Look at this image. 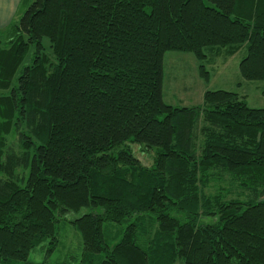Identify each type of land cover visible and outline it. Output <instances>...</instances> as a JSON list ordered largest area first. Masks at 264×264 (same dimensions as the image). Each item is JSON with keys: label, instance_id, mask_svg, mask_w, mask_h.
Here are the masks:
<instances>
[{"label": "trees", "instance_id": "1", "mask_svg": "<svg viewBox=\"0 0 264 264\" xmlns=\"http://www.w3.org/2000/svg\"><path fill=\"white\" fill-rule=\"evenodd\" d=\"M21 8L0 36V264H49L29 257L54 253L63 222L82 252L62 264H264V108L224 89L164 99L172 50L246 47L241 75L264 83V0Z\"/></svg>", "mask_w": 264, "mask_h": 264}, {"label": "rangeland", "instance_id": "2", "mask_svg": "<svg viewBox=\"0 0 264 264\" xmlns=\"http://www.w3.org/2000/svg\"><path fill=\"white\" fill-rule=\"evenodd\" d=\"M24 9H20L19 15ZM8 27V26H7ZM7 27L0 28V36L5 35ZM3 33V34H2ZM33 47L27 63H30ZM247 55V48H241L232 56H213L210 59L200 62L192 52L168 51L165 56L164 65V99L166 103L174 106H193L203 102L204 93L207 89H224L239 92L247 101L249 106L264 108V95L262 81L244 80L240 71V62ZM204 66L210 79L206 81L201 76L200 68ZM9 143L18 147L15 131L8 137ZM135 155L146 166H151L154 160L155 151L145 148L143 145L130 143ZM234 188L233 195L239 193ZM74 217V214L68 215ZM60 226V225H59ZM59 230V245L47 258V243L36 248L30 254L29 260L49 264H62L71 261L70 258L79 257L82 252L81 236L74 227L66 222L61 224ZM177 264H183L178 261Z\"/></svg>", "mask_w": 264, "mask_h": 264}, {"label": "crops", "instance_id": "3", "mask_svg": "<svg viewBox=\"0 0 264 264\" xmlns=\"http://www.w3.org/2000/svg\"><path fill=\"white\" fill-rule=\"evenodd\" d=\"M22 0H0V28L7 27L18 16Z\"/></svg>", "mask_w": 264, "mask_h": 264}]
</instances>
